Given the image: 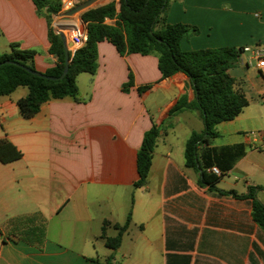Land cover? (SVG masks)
I'll list each match as a JSON object with an SVG mask.
<instances>
[{"label": "crops", "instance_id": "0c3cea01", "mask_svg": "<svg viewBox=\"0 0 264 264\" xmlns=\"http://www.w3.org/2000/svg\"><path fill=\"white\" fill-rule=\"evenodd\" d=\"M46 1L61 7L70 0ZM162 16L197 29L181 40L183 51L264 46V0H169ZM52 18L55 33L58 25H76L72 17ZM11 45L34 51L40 73L55 65L46 8L0 0V55ZM97 53L95 74L77 76V100L47 101L26 120L16 104L26 87L0 97V140L22 152L17 161L0 162V264H264V232L251 217L254 201L264 204V134L252 132L264 120V85L205 144L245 148L213 190L185 166L187 140L204 130L200 112L172 113L181 97L187 105L196 100L189 78H163L156 54L121 56L107 41ZM152 125L160 134L146 182L136 188L137 154ZM129 213L120 247L108 249L103 223L114 237L113 225Z\"/></svg>", "mask_w": 264, "mask_h": 264}, {"label": "trees", "instance_id": "16d2710c", "mask_svg": "<svg viewBox=\"0 0 264 264\" xmlns=\"http://www.w3.org/2000/svg\"><path fill=\"white\" fill-rule=\"evenodd\" d=\"M33 1L38 11L46 8L49 51L56 57L55 65L43 74L59 77L64 70L65 56L61 38L51 24L52 16L58 13L60 6L48 5L46 0ZM168 2L169 0H119V5L112 1L83 12L81 19L86 24L87 38L80 49L70 53L69 68L61 80H47L25 71L22 67L36 71L33 65L35 52L11 45L10 53L0 55V63L11 61L18 65H0V97L10 95L19 87H26L28 94L18 99L16 104L20 116L28 120L47 101L65 97L77 100V76L82 73L95 74L98 66L97 47L100 42H109L121 56L156 54L158 69L163 78L181 72L193 84L195 102L187 105L185 97H181L172 113L182 111L185 107L195 108L200 112L204 130L202 133H192L187 140L184 151L185 166L201 172L200 185L216 190L220 179L245 155L243 144L219 148L205 145L208 140L218 137V124L234 120L249 104L244 91L229 74L239 64L241 48L183 51L180 47L181 40L187 35L196 34L197 29L184 24L166 23L162 13ZM129 77L131 80V76ZM129 84L130 81L123 89L126 90ZM260 101L264 104V95L260 97ZM159 134L160 129L152 125L143 136L137 154L139 178L134 184L136 188L146 182ZM21 158L22 152L16 146L5 139L0 140L1 163L8 164ZM214 166L220 170V176L208 172ZM253 190L251 188L252 195ZM251 217L264 232V204L254 201ZM130 221L129 213L123 225H113L117 231L114 237L106 236L110 224L103 223L101 238L108 249L115 251L120 247Z\"/></svg>", "mask_w": 264, "mask_h": 264}, {"label": "water", "instance_id": "95a60500", "mask_svg": "<svg viewBox=\"0 0 264 264\" xmlns=\"http://www.w3.org/2000/svg\"><path fill=\"white\" fill-rule=\"evenodd\" d=\"M99 1L100 0H83L80 3L74 4L70 0V1H65L64 4H62L61 7L59 8L58 13L56 14L57 18L58 17H63V18L66 19V18H71L72 17L71 18L72 21L76 24V25H58L57 26V28H58L57 33H58V35L61 38L62 45H63V50H64V56H65L64 70H63V73L59 77L47 76V75H44L43 73H40L38 71H32V70H30V69H28L26 67H22V66L21 67L25 71H27V72H29V73H31L33 75H36L38 77L47 79V80L57 81V80L63 79L64 76L66 75L67 71H68V68H69L70 53H71L72 46H73V41L71 39V32L73 30H75L77 27H79L81 29L83 28V29L86 30V26L84 25L85 23L83 22V20L81 18L78 17V14L82 15V13L85 12L86 10H88V9L108 4V3H110V2H112L114 0H112V1L104 0L101 3ZM1 64H15V65H18L17 63H14V62H11V61H4L3 63H0V65ZM189 80H190V78H189ZM205 136H206V134L204 135V137Z\"/></svg>", "mask_w": 264, "mask_h": 264}, {"label": "built area", "instance_id": "2783aa9c", "mask_svg": "<svg viewBox=\"0 0 264 264\" xmlns=\"http://www.w3.org/2000/svg\"><path fill=\"white\" fill-rule=\"evenodd\" d=\"M87 38L86 30L77 27L71 32V39L73 41V46L71 52L74 53L76 50L80 49ZM247 55V58L239 59V64L245 65L246 67H251L254 65L255 68L261 70L264 69V46H246L241 48V56ZM208 172L220 176L221 172L217 167H211Z\"/></svg>", "mask_w": 264, "mask_h": 264}, {"label": "rangeland", "instance_id": "374dc122", "mask_svg": "<svg viewBox=\"0 0 264 264\" xmlns=\"http://www.w3.org/2000/svg\"><path fill=\"white\" fill-rule=\"evenodd\" d=\"M103 1L104 0H100L99 2L101 3ZM117 3L119 5V0H117ZM243 58H247V55H245ZM246 68H243V70H240V72H233V76L236 79L239 88L245 92L247 100H251L254 97V92L259 88V85H264V78H262L264 76H262L259 69H256L254 65L248 67V72L245 70ZM243 119V116H241L240 124L244 127ZM257 128L258 129L252 130L254 134H257L259 131L264 134V120L261 121L260 125H257ZM245 133L248 134L249 131H245L243 134ZM100 254H102V250H100Z\"/></svg>", "mask_w": 264, "mask_h": 264}]
</instances>
